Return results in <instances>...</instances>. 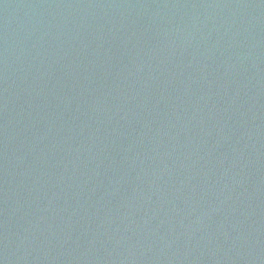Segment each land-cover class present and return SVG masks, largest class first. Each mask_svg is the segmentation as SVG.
Here are the masks:
<instances>
[{"label":"water","instance_id":"water-1","mask_svg":"<svg viewBox=\"0 0 264 264\" xmlns=\"http://www.w3.org/2000/svg\"><path fill=\"white\" fill-rule=\"evenodd\" d=\"M0 264H264V0H0Z\"/></svg>","mask_w":264,"mask_h":264}]
</instances>
